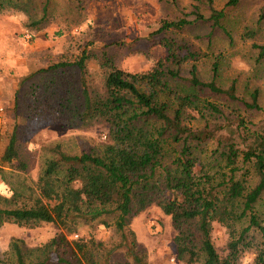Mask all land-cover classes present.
Instances as JSON below:
<instances>
[{
	"label": "rangeland",
	"instance_id": "1",
	"mask_svg": "<svg viewBox=\"0 0 264 264\" xmlns=\"http://www.w3.org/2000/svg\"><path fill=\"white\" fill-rule=\"evenodd\" d=\"M227 1L212 0V6L224 10L220 25L231 42L223 30L212 29L209 10L194 0H0V104L4 108L0 113V157L13 135L19 158L26 165L23 171L16 162L10 166L0 162V198L12 199L11 206H17L28 204L32 194L39 195L38 180L46 162L55 157L56 147L68 155L101 151L110 141L107 125L98 120L83 123L74 112L81 104L82 87L90 96L103 94L106 59L127 73L148 71L158 61L170 66L163 46L166 38L187 45L194 58L182 65L180 80H167V89L156 90L155 99L166 103L168 115L173 117L181 98L193 97L194 105L182 108L181 123L204 137L187 142L199 161L196 175H212L214 187L225 183L229 168L223 155L228 145L233 144L240 154L255 134L264 136V58L257 61L251 47L252 43L264 44V0H240L225 8ZM194 4L203 20L194 21ZM183 15L192 21L189 26L159 31L163 22L177 21ZM249 32L254 34L252 39L246 37ZM25 33L32 35L30 42L23 39ZM82 57L84 74L75 65ZM59 63L71 66L48 71ZM214 63L218 68L216 85L225 90L234 82L235 100L187 82L192 66L200 81L209 82ZM254 91L260 110L247 106ZM146 93H150L148 87ZM206 104L215 105L220 114L212 113ZM144 122L150 130L161 127L153 118ZM161 139L164 160L156 176L173 169L172 162L181 149V143L173 142L167 134ZM236 167L235 180L252 189L258 178L249 164L239 158ZM62 177L60 172L53 179ZM167 197L161 186L154 201L130 220L132 237L126 231L122 237L115 229L116 213L94 221L70 219L66 228L6 223L0 226V264H17L13 244L20 247L24 264L43 260L45 246L59 235L67 242L83 240L86 255L82 258L63 245L52 255V264H129L132 238L144 250L147 264H184L176 259L173 240L177 231L160 207ZM1 206L6 205L0 201ZM252 213L264 229V195ZM210 227L214 248L224 257L230 230L216 221ZM247 227L244 218L233 229L240 233ZM246 238L251 244L238 264H253L255 252L263 247L259 231L251 228ZM58 258L66 262L59 263Z\"/></svg>",
	"mask_w": 264,
	"mask_h": 264
},
{
	"label": "trees",
	"instance_id": "2",
	"mask_svg": "<svg viewBox=\"0 0 264 264\" xmlns=\"http://www.w3.org/2000/svg\"><path fill=\"white\" fill-rule=\"evenodd\" d=\"M209 10L208 20L212 29L223 30L220 20L224 10H216L212 0H194ZM240 0H228L225 8L236 6ZM194 21L203 20L199 7L192 6ZM261 17V15H260ZM192 21L186 16L177 21L163 22L159 31L169 29L182 30ZM246 37L252 39L249 32ZM167 61L170 66L158 61L148 71L127 73L115 67L107 59L105 66L108 72L104 78L102 95L90 96L87 89H81V104L74 109L76 117L83 122L102 121L107 125L110 141L99 152L91 151L81 155H68L55 148V157L47 161L37 187L39 195L32 194L28 204L11 206L12 199L0 198L6 206L0 207V226L6 223L21 227L40 224H56L66 228L70 219L81 218L94 221L104 214L116 213L115 229L123 235L124 231L132 237L129 229L130 220L142 212L154 201L156 192L163 186L168 197L160 204L162 212L169 216L177 231L173 242L176 259L184 264H238L242 253L249 249L251 243L246 236L252 228L260 232L264 240V229L252 213L254 205L264 195V136L255 134L251 142L240 154L233 144H229L223 155L229 176L225 183L214 187L215 177L202 174L196 175L199 161L190 150L187 142L204 139L202 132L191 131L181 123L183 107H192V96L182 97L180 107L174 111L173 117L168 115V105L158 103L156 90L168 88L167 80H180V69L184 63L194 58L187 45L171 38L163 39ZM256 51L257 61L264 58V44L252 43ZM84 57L75 63L77 68L85 73ZM67 65L59 63L49 66L48 71ZM217 64L212 65V78L205 83L199 80L196 67L189 71L187 82L197 88L206 89L211 93L223 94L229 100H235V83L227 89L219 88ZM144 87V88H143ZM147 87L150 93H146ZM212 113L220 114V110L212 104H206ZM248 108L260 110L257 105V92L251 94ZM145 117V119H142ZM153 118L161 123L159 129L146 128L147 119ZM175 143H181L180 152L172 162L173 169H167L163 175L156 176L162 167L164 135ZM184 136V137H183ZM249 164L258 178L257 184L248 190L243 181L235 180L237 160ZM0 162L10 166L18 163L21 170L26 169L25 163L19 158L16 138L12 135L5 147ZM166 170V169H165ZM63 172L61 179H53ZM161 176V177H160ZM220 189V191H217ZM54 201V205L44 203ZM244 218L248 227L240 233L233 229L235 223ZM219 222L230 230V241L227 244V254L220 257L211 240V223ZM70 247L72 253L82 258L86 255V243L83 240L67 242L64 235L53 238L46 246V256L29 264H52V255L60 247ZM17 264H24L20 247L13 244ZM131 259L129 264H147L144 250L132 238L128 249ZM59 263H65L58 258ZM127 264V263H125ZM253 264H264L263 247L255 252Z\"/></svg>",
	"mask_w": 264,
	"mask_h": 264
},
{
	"label": "built area",
	"instance_id": "3",
	"mask_svg": "<svg viewBox=\"0 0 264 264\" xmlns=\"http://www.w3.org/2000/svg\"><path fill=\"white\" fill-rule=\"evenodd\" d=\"M23 39L26 41V42H30L32 40V35L29 34V33H25L23 35ZM3 106L0 104V113H3ZM73 237L76 239L77 238V235H73Z\"/></svg>",
	"mask_w": 264,
	"mask_h": 264
}]
</instances>
